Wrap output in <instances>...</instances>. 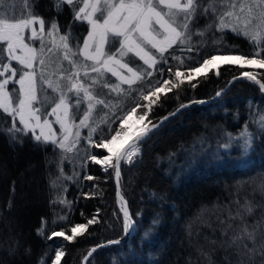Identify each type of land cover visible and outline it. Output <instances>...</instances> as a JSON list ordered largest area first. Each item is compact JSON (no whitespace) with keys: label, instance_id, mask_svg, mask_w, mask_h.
I'll return each mask as SVG.
<instances>
[{"label":"trees","instance_id":"16d2710c","mask_svg":"<svg viewBox=\"0 0 264 264\" xmlns=\"http://www.w3.org/2000/svg\"><path fill=\"white\" fill-rule=\"evenodd\" d=\"M20 1L25 6L26 0ZM81 5L82 0H75V10ZM33 6L45 25L55 18L58 34L70 33L68 43L73 52L77 45L82 46L88 24L73 22L72 7L64 4L58 11L54 0H32L25 8L29 11ZM210 19L199 16L192 32L204 31ZM221 37L229 48L236 46L232 55L255 50L244 36L230 30L204 31L203 36H192L191 51L187 46L170 49L167 63L155 67L152 76L143 79V90L156 85L163 74L167 80L174 79L175 71L198 66L196 62L203 61L204 52L218 54L214 48L219 47L224 53L223 47L213 44ZM173 55L180 57L184 66L177 69L179 61ZM48 56L58 60L60 55ZM126 59L133 65L139 62L130 54ZM239 72L240 67L223 63L193 78L195 88L184 81L179 89L163 92L147 115L148 121L156 122L185 101L211 96ZM255 75L264 82V70ZM68 98L73 99V94ZM129 98L118 103L117 113L106 111L110 115L107 117L98 111L96 119L102 117L110 124L137 103L139 92ZM262 122L264 95L254 85L237 82L217 100L189 107L145 138L132 161L122 163L120 178L134 228L120 244L96 251L88 264H240L241 260L244 264H262L260 256L253 261L242 255L239 244L228 246L230 237L244 222L251 230L264 219V193L257 188L264 173ZM11 125V117L0 110V264H56L57 250L64 253L59 264H80L90 247L120 237L122 218L111 170H101L90 161V150L82 139L67 152L51 143L35 141L30 132L17 133L13 141L7 133ZM245 132L253 146L247 153L242 150L248 139L242 135ZM95 137L99 141L98 132ZM95 151L97 156L104 154L102 148ZM89 176L92 179H87ZM245 200L252 202L253 213L245 215L244 221L229 220L238 209L236 202L243 204ZM93 218L94 222L88 224ZM76 224L86 225V230L71 241L53 235L64 232L73 236ZM260 243L258 235L257 247Z\"/></svg>","mask_w":264,"mask_h":264},{"label":"snow or ice","instance_id":"6c2138e0","mask_svg":"<svg viewBox=\"0 0 264 264\" xmlns=\"http://www.w3.org/2000/svg\"><path fill=\"white\" fill-rule=\"evenodd\" d=\"M31 4L32 0H26L25 7ZM64 4L73 8V22L86 21L90 26L87 37L84 38L83 47L77 45L75 52L72 51L68 43L70 33L59 37L60 44L55 42V35L59 33V26L55 18L45 33L46 22L38 14H35L34 6L29 9L27 16L21 12L20 17L17 18L15 7H12L11 15H9L7 0H0V69H2L0 70V77H4L0 79V110L12 119V125L7 129V133L13 141L17 140V133L23 132L27 135L28 131L32 130V138L35 141H42L45 144L51 143L63 151L71 152L78 142L79 132L76 131L77 139L72 141L71 146H69L75 126L70 123L69 110L71 105L63 93L60 94L59 102L55 103L51 112L47 113L48 116H56V123L60 125L61 130L59 140L57 133L52 130V123L47 118H44L41 123L42 117L39 114L41 108L35 107L37 103H41L39 93L43 91V88L38 86V80L41 85L46 84L53 92L60 90L58 82L54 86L51 79H44L45 57L52 53L54 48L63 49V60H67L71 66V71L67 72L66 76L64 71H60L57 80L65 78L68 80L69 91L74 92L78 97L77 105L81 103L79 99L81 92L83 93V100L88 102L87 110L80 119L81 126L86 125L97 105L107 107V103L98 99L91 91V87L98 83V78H105L106 73H111L118 79L119 84L111 85L106 82L103 87L109 88L111 92L123 94L120 84H127L129 88H132L138 81L143 80L144 76H152V72L147 69L167 63V55L170 49H173L174 46H187V50L191 51L192 36H203L204 31H210L213 28L221 33L230 30L235 35L244 36L255 50L248 53L240 52L238 55L232 56V50L236 46L233 45L232 48H229L223 43V37L214 40L213 44L223 47L225 52L220 53L219 47H215L214 51L218 54L204 52L203 62H196L199 67L187 66L189 75L185 79L188 80L191 87H196L195 83H191L193 79L191 73L199 72L200 68L207 72L212 62L217 59H222L225 63L239 62L241 67L245 64H258L259 68L264 69V0H82L83 6L79 7L78 11L74 7L75 0H54V7L58 11L63 10ZM199 16L211 17L210 22L206 24L204 31L197 30L193 33L191 30L193 22ZM35 24H39V33L33 26ZM26 29L31 30V37H28V40L40 39L41 47L39 49L26 42ZM45 34L53 38L52 47L47 49H45L44 42ZM117 42L119 47L116 48L115 52H110V48ZM93 47L95 50L90 51ZM129 54L138 57L147 68L139 69L138 66V70H134L129 67L130 61L126 59ZM77 55H82L85 61H92V64L90 66L86 63L78 64L72 59ZM5 57L7 62H5ZM172 58L179 61L177 69L184 66V61L180 57L173 55ZM11 61H16L19 67L11 65ZM81 68L85 70V78L88 76L89 68L91 72L97 74V77L92 78L91 85L85 84L80 79ZM38 70L39 77L37 75ZM121 70H126L130 75L123 74ZM6 73H10V75L6 76ZM218 74L219 72H217ZM16 76L19 78L13 79ZM240 76L259 85L260 90L264 92V82L257 75L245 71L241 72ZM233 79H238V77H233ZM10 81L19 85L18 96L16 97L13 96V93L17 91L14 87L11 92L7 90ZM183 83L182 72L177 70L175 82L163 80L161 83L158 81L146 94L140 90V99L147 101V103L141 105L137 102L124 116L117 117L116 120L108 124V132L99 141H92V133L97 131L96 128H92L89 133V142L95 147L107 149L109 155L104 156L103 159H97L99 154H90L89 158L97 164L115 167L116 175L119 177L121 161L131 162L139 152V144L158 125L153 124L151 128H145L127 148L115 153H113L110 145L118 138L126 136L127 133L123 127H113V125L124 124L127 117L136 112L137 107L147 109L141 116L143 119L149 114L153 106L160 102V95L157 93L161 92L164 85H168L164 89L166 94L173 88L179 89ZM220 94L217 93L218 96ZM150 97H154V99H150ZM60 112H63V117H61ZM170 115H175V113H170ZM17 118L19 124L23 126L22 128L17 126ZM167 119L168 117L163 118V120ZM33 120L35 124L31 122ZM149 123L151 122L149 121ZM262 127H264V122H262ZM36 128H40L39 135L35 134ZM242 135L248 136L242 149L247 153L252 150V138L247 132ZM87 179L90 180L92 177L89 176ZM257 188L264 193V173L260 174ZM117 195L119 196V192ZM236 203L239 205L238 209L235 215L230 214L229 220L244 221L245 215L253 213L254 206L251 201L245 200L243 204H239V201ZM124 217V227L127 231L130 224L126 209H124ZM94 219L88 220V224H92ZM153 223L155 224L156 221L154 220ZM262 223H264V219L257 221L250 230L249 225L244 222L240 230L235 231L234 235L230 237L228 246L232 247L239 244V247L243 249L242 255L248 256L253 261L256 256H260L262 264H264V229L261 228ZM231 228L232 225L229 224L228 229ZM228 229H225V234H227ZM84 230H86V225L76 224L72 228L73 236L64 235V232H54L53 235L64 236L65 240L71 241L75 235H82ZM258 235L261 236L259 247H257ZM111 243H116V241ZM249 245L252 246L249 247ZM94 251L95 249L90 250L84 259L88 260ZM63 255L62 251L57 250L56 264H59ZM240 264H244V261L241 260Z\"/></svg>","mask_w":264,"mask_h":264},{"label":"rangeland","instance_id":"374dc122","mask_svg":"<svg viewBox=\"0 0 264 264\" xmlns=\"http://www.w3.org/2000/svg\"><path fill=\"white\" fill-rule=\"evenodd\" d=\"M7 3H8L9 15H11V9L14 6L17 18L20 17L21 12H23L24 15L27 16L28 11L25 8L24 4L21 3L20 0H11V1H8ZM81 6H83V4ZM33 26L37 29V32L39 33V24H35ZM49 26H50V24H46L45 25V33L47 32V29H48ZM89 27L90 26L88 25V30H89ZM87 34H88V32H87ZM87 34H86L85 37H87ZM25 36H26V42L30 43L33 47H35L37 49H39L41 47L39 38H37L35 40H28L27 39L28 37H31V30L30 29H26L25 30ZM60 36L61 35L58 34V33L55 35V42L57 44H60V39H59ZM52 41H53V38L52 37H48L45 34V36H44L45 49H47L49 47H52ZM83 42H84V40H83ZM83 42H82L81 48L83 47ZM118 47H119V43L117 42L113 47L110 48V52H115L116 48H118ZM106 48H108L107 45H106ZM94 50H95L94 47L92 49H90V51H94ZM62 52H63L62 48H60L59 50H57L55 48L53 49L52 53H54V55L55 54H59L60 55L58 57V60H55V58H50L48 55L45 57V73H44V79L45 80L51 79V81H52L54 86L58 82L59 85H60V90L58 92H53L52 89L48 88L46 84L41 85L40 81L38 80V86L42 87L43 91H41L39 93L41 103H37L35 105V107L41 108V112L39 113L41 115V117H42L41 123L43 122L44 118H47L52 123V130L57 133V139L59 140L61 138L60 125L58 123H56V116L55 115L48 116L47 113L51 112L52 107L55 106V103L59 102L60 94L63 93L67 97V100H68V102L71 105V108L69 110L70 111V116H71L70 123L75 126V127H73V134H72V137L70 138V142L69 143H71L73 140L76 139L75 133H76V131H78L79 132V138L82 139V142L85 143L88 146V149L90 150V154H95L96 153V151H95L96 147L92 143L89 142V133H90L91 129L92 128H96L97 129L96 132L99 133V137H98L99 139L108 132V124L106 123L107 120H105L102 117L100 119H96L97 116H95V113L100 111L99 113H101V114L104 113L107 117L110 116L108 112L113 113V114L115 112L117 113V111L120 109V108H118L119 107L118 103L121 101V104H123L125 101H127V100L129 101V99H130L129 97L132 96L133 92H135V91L139 92V99H138L137 102H139L141 105L146 104L147 101H143V100L140 99V96H141L140 90H143L144 83H143V80L138 81L132 88H129V86L127 84H120V88L123 90V94H118L117 92H111L109 90V88L103 87V84L106 83V82L111 84V85L119 84V81H118V79L116 77L112 76L111 73H106L105 74V78H98V83L91 87V91H95V92L98 93L97 95H95V94L94 95L98 99L104 100L107 103V108L109 110H107L106 107L103 106V105H97L95 107L90 119L86 122V125L81 126L80 125V119L84 116V113L87 110L88 102L83 100V93L81 92L80 96H79V99H80L81 103L79 105H77L78 97L76 96V94L74 92L69 91L70 84H69L68 80L66 78L65 79H61L59 81L57 80L60 71H64L65 72V76L67 75V72L71 71V66H70L69 62L67 60H63ZM130 55H132V54H130ZM232 56H235V55H232ZM133 57L138 59L139 62H138V64H135V65L129 63V67H132L134 70H138V66H139V69H146L147 68V66L143 64V61H141L138 57H135V56H133ZM72 59H74L78 64L86 63L89 66L92 64V61H85L84 57L82 55H78V56L72 57ZM5 62H7L6 59H5ZM10 63H11V65H13L15 67H19V65H17L16 61H11ZM223 63H225V62L222 59L215 60L210 65L208 71H214L215 68L218 65L223 64ZM227 64H233V65H235L237 67H240V72L241 71L242 72L246 71V72H250L252 74L257 73V71H259V70H264V69H261V68H253L251 70L250 68H247V67H244V66L241 67L240 64H238L237 62L236 63H227ZM196 67H199V65L196 66ZM0 70H2V69H0ZM147 70L151 71L153 73L154 68L147 69ZM84 71L85 70L83 68H81V70H80V79L85 84L91 85L92 78L93 77H97V74L91 72L90 68H89L88 69V76H87V78H85ZM121 71L125 75H130L129 73H127L126 70H121ZM179 71L182 72V79H184V81H188L185 78L188 77V75H189V69H184V70L179 69ZM204 73H206L205 69L200 68L199 72H192L191 76H192V78H195L197 75L204 74ZM5 75L6 76L10 75V73H6ZM37 75L39 77V75H40L39 70L37 71ZM160 75H159V77H160ZM147 77L148 76H144L143 79H146ZM3 78L4 77H0V79H3ZM18 78H19V76H16L13 79H18ZM173 78L174 79H168V80L174 82L175 81V76ZM158 81L159 80H157V82ZM141 83H143V84L140 85ZM99 85L101 86V88H103V90L100 87L98 88ZM13 87L17 90L16 93H13V96L16 97V96H18L19 85L18 84H13L10 81L7 90L9 92H11ZM167 87H168V85H164L163 88L161 89V92L157 93V95L162 94L164 92V89H166ZM150 88H152V86ZM143 91H144L145 94L147 93V91H145V90H143ZM69 93L73 94V99H71V100L68 98L69 97ZM150 99H154V97H150ZM93 103H95V102H93ZM134 106H132V107H134ZM131 108L127 109L126 112H129L131 110ZM106 111H108V112H106ZM144 111H147V109L146 108H142V107H137L136 112L131 114L138 122V126L135 129V133H137V132H139L141 130H144L145 128H147V127H149V126H151V125H153L155 123V122L154 123H152V122L149 123L147 116H144V118L141 119V116H143ZM125 113L122 116H124ZM60 115H61V117H63V112H60ZM94 119H96V120L93 122ZM31 122L33 124H35L34 120L31 121ZM16 124H17L18 127H21V128L23 127L22 125L19 124V119L18 118L16 120ZM106 124H107V126H106ZM127 126L128 125L126 123H124L122 125L121 124L113 125V127H123L124 130L127 129ZM101 129H102V131H101ZM45 131H47V129H45ZM28 132H30L32 134V130H29ZM96 132L92 133V137H91L92 141H98V139H96V137H95ZM35 134L36 135L40 134V128H36L35 129ZM102 149L104 151V154L101 155V156H97V159H103L104 156L109 155L107 149H104V148H102ZM90 161H93V160L90 159ZM123 162L124 161H122V163ZM98 165L101 167V170L105 171V169L106 170L110 169L111 170V174L113 175V167H109L106 164H98ZM115 201H116V199H115ZM77 231L79 232L80 230H77ZM72 234H73V232H72Z\"/></svg>","mask_w":264,"mask_h":264},{"label":"water","instance_id":"95a60500","mask_svg":"<svg viewBox=\"0 0 264 264\" xmlns=\"http://www.w3.org/2000/svg\"><path fill=\"white\" fill-rule=\"evenodd\" d=\"M242 72V71H241ZM237 73L231 77H229L226 81V83L221 87L219 88L218 90H216L211 96L207 97V98H202V99H191L189 101H186L182 104H180L179 106H177L173 111L167 113L166 115L160 117L154 124L158 125V127L152 129V131L145 137L147 138L150 134H152L154 131L158 130L159 128H161L163 125H165L167 122H169L170 120H172L174 117L178 116L179 114H181L182 112H184L186 109H188L189 107H192V106H205L207 104H210L212 103L213 101L217 100L219 97H221L228 89H230V87L237 83V82H246V83H249L251 85H254L263 95H264V92H262L260 90V87L259 85L255 84L254 82L252 81H248L246 78L244 77H241L240 76V73ZM233 77H238V79H233ZM221 93L219 96L217 95V93ZM181 105H184V107H181ZM177 109H179V111H177ZM170 113H175V115H170ZM164 117H168L167 120H163ZM162 121V123H161ZM151 126L147 127V128H151ZM143 130L137 132V133H134L133 135H131L128 139H126L124 141V143L122 144L121 148L118 150H123L125 148L128 147L129 144L132 143L133 139L139 135ZM144 138V139H145ZM143 139V140H144ZM119 170H120V175L119 177H117L116 175V168L113 167V175H112V179H113V183H114V189H115V199H116V205H117V208H118V211L121 215V218H122V234L120 237L118 238H115V239H110V240H107L105 242H102V243H99L97 245H94L92 247H90L88 249V251L86 252V254L84 255L87 256L89 251L92 250V249H95L94 252H92V255L88 258V260H85L84 257L82 258L80 264H88V262L90 261L91 257L94 255V253L98 250H101L103 248H106L108 246H112V245H115V244H118L120 242H122L126 237H128L132 230H133V221H132V217H131V214H130V210H129V207H128V203L126 201V199L124 198V196L122 195V192H121V187H120V178H121V171H122V161H121V164L119 165ZM119 192V196L117 195V193ZM124 209L127 210L128 214H129V228L127 229V231L125 230V227H124V223H125V217H124ZM112 241H116V243H111Z\"/></svg>","mask_w":264,"mask_h":264},{"label":"bare ground","instance_id":"6f19581e","mask_svg":"<svg viewBox=\"0 0 264 264\" xmlns=\"http://www.w3.org/2000/svg\"><path fill=\"white\" fill-rule=\"evenodd\" d=\"M220 60V59H218ZM214 62V61H213ZM239 64V62H237ZM244 67H247V68H250L251 70L253 68H259L258 64H245ZM244 70V69H243ZM128 126H127V129L125 130V132L127 133L126 136H122L120 138H118L117 140L113 141V143L110 145V147L113 149V153H115L116 151H118L122 144L124 143V141L126 139H128L131 135H133L135 133V129L136 127L138 126V122L137 120L132 116L130 115L129 117H127V120L125 122ZM131 214V213H130ZM133 221V220H132ZM133 228H134V223H133ZM126 239V238H125ZM124 239V240H125ZM123 240V241H124ZM122 241V242H123ZM121 243V242H120ZM118 243V244H120ZM117 245V244H115ZM113 246V245H112ZM109 247V246H108ZM107 248V247H106ZM104 249V248H103Z\"/></svg>","mask_w":264,"mask_h":264}]
</instances>
